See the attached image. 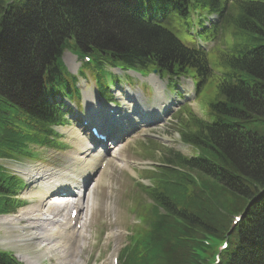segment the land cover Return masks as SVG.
I'll return each instance as SVG.
<instances>
[{"label":"trees","instance_id":"1","mask_svg":"<svg viewBox=\"0 0 264 264\" xmlns=\"http://www.w3.org/2000/svg\"><path fill=\"white\" fill-rule=\"evenodd\" d=\"M128 7L124 0H15L7 15L0 18V57L4 58L0 97L5 99L9 94L16 100L33 101L44 67L55 53L71 44L81 51L92 50L96 66L109 62L104 54L130 62L155 53L166 63L184 56L178 43L132 18ZM2 13L0 4V16ZM258 21L264 26V12ZM248 66L264 80V58ZM51 70L55 72L53 65ZM76 83L62 84L76 96ZM244 102L255 113H264V96L255 101L247 95ZM216 138L235 166L236 175L223 173L231 201L223 206L221 193L214 200L204 198L193 212L179 202V195L174 196L176 201L170 200L171 207L160 192L149 190L151 202L138 206L136 245L141 256L160 252L163 258L158 264H215L214 250L228 241L220 264H264V242L250 254L253 244L264 238V139L247 143L229 132H220ZM246 210L250 211L246 220L232 230L234 215ZM205 240L215 246H206ZM141 258L136 264H144Z\"/></svg>","mask_w":264,"mask_h":264},{"label":"rangeland","instance_id":"2","mask_svg":"<svg viewBox=\"0 0 264 264\" xmlns=\"http://www.w3.org/2000/svg\"><path fill=\"white\" fill-rule=\"evenodd\" d=\"M211 35V32H209L208 36ZM187 41H190L189 38H184ZM84 46V45H83ZM86 46V45H85ZM67 55V54H66ZM65 55V58H67ZM214 59H218L219 56L215 54L213 57ZM213 82H210L209 85L206 87L203 97L205 98H211L215 99L216 98V92L215 89L213 88ZM90 93V92H89ZM96 98V96H94ZM97 99V98H96ZM142 143L139 144L140 148L142 147ZM125 155L122 156L120 159H125ZM112 163L111 166H116L117 163L114 160H110ZM109 167V165H107ZM113 172V173H111ZM134 176V175H133ZM106 181L105 185L108 187L110 191L118 195L120 198H122L124 201V204L121 199H119L116 203L112 202V205L114 204V208H117L118 213L125 218V222H119L120 225H125L126 226H131L135 224L134 218H128V213L126 211L127 206H132L133 205V198L137 192V188L135 186V183L132 181L131 175H129V169L124 168L123 166L119 169L116 170V172L112 171L110 169V173L106 175ZM145 197V196H143ZM226 200L225 204L229 202L228 200L229 197L228 195L225 196L224 198ZM48 205V204H46ZM42 210V209H41ZM35 215V214H34ZM32 212L30 214H25L23 218H30L34 216ZM32 223H35L34 220H31ZM11 240V239H10ZM6 247L10 249L11 251H16V247L12 244H6ZM19 254L18 252L15 253Z\"/></svg>","mask_w":264,"mask_h":264},{"label":"bare ground","instance_id":"3","mask_svg":"<svg viewBox=\"0 0 264 264\" xmlns=\"http://www.w3.org/2000/svg\"><path fill=\"white\" fill-rule=\"evenodd\" d=\"M87 93H89V92H87ZM89 94L92 97H94L92 92H90ZM126 99H127V97H126ZM97 108H98V106H97ZM102 160H104V157H101V156L99 157V154L95 158V161H98V163H100ZM90 167H92V166H90ZM43 205H44V202H43ZM42 212L43 211L40 208L39 213H36L35 215L33 214L34 215L33 217L24 218V219L27 220L28 224L33 228V231H34L35 235L38 236L40 242H41V238H42V235H43L42 228L40 226V220L42 218ZM31 220H34L35 223H32ZM56 238H60L61 239V238H64V237L63 236L51 237V240L56 239Z\"/></svg>","mask_w":264,"mask_h":264}]
</instances>
